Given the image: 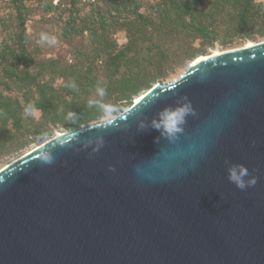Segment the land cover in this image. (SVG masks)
<instances>
[{"label": "water", "instance_id": "water-1", "mask_svg": "<svg viewBox=\"0 0 264 264\" xmlns=\"http://www.w3.org/2000/svg\"><path fill=\"white\" fill-rule=\"evenodd\" d=\"M141 95L0 169V264H264V41Z\"/></svg>", "mask_w": 264, "mask_h": 264}, {"label": "trees", "instance_id": "trees-1", "mask_svg": "<svg viewBox=\"0 0 264 264\" xmlns=\"http://www.w3.org/2000/svg\"><path fill=\"white\" fill-rule=\"evenodd\" d=\"M8 1L18 31L9 35L13 47L0 43V156L43 141L51 128L76 131L98 121L105 108L113 114L129 106L206 48L264 38V2L255 0H88L87 13H81L79 0H66L59 37H83L85 44L70 62L39 61L27 49L24 32L32 7L27 0ZM51 1L42 4L45 11L61 8ZM117 32L125 34L121 45ZM73 82L76 87H69ZM98 85L105 95L97 93ZM29 104L37 114L25 113Z\"/></svg>", "mask_w": 264, "mask_h": 264}, {"label": "rangeland", "instance_id": "rangeland-1", "mask_svg": "<svg viewBox=\"0 0 264 264\" xmlns=\"http://www.w3.org/2000/svg\"><path fill=\"white\" fill-rule=\"evenodd\" d=\"M50 0H27L26 4L32 7V13L28 15L25 24H24V32L26 36V47L35 60H45V59H58L70 62L72 56L75 52V49L80 45L85 44V39L83 37H77L70 40H64L59 37L60 27L63 23L64 15L62 18L59 17L60 13H64V8L66 0H52V4L61 3V8L57 9L56 12L53 11H45L42 4L44 2H48ZM256 2H264V0H255ZM89 1L88 0H79L80 7L82 8L81 13H87L89 10ZM8 0H0V43L3 40H6L7 43L13 47L14 44L11 42L9 35L15 31H18L14 17V10L9 6ZM41 34H47L49 37L56 38L55 45H49L47 42L41 43ZM115 40L119 45L123 44L126 40L124 32H117L114 35ZM264 41V38H258L255 40H243L237 41L230 47H221L218 44H215L214 47L206 48L205 52L199 56H211L216 53L226 51L229 49L242 47L247 45L248 43H256ZM195 47H199L198 42L194 44ZM196 58V57H195ZM193 60L187 61L182 66H176L172 71L168 73V75L163 78L161 81L155 84H168L176 79H178L187 69V67L192 63ZM62 84L61 79H57L55 82V86H60ZM154 84V85H155ZM153 86V85H152ZM151 86V87H152ZM147 91V90H146ZM145 92V91H144ZM142 92V93H144ZM141 93V94H142ZM134 102L132 99L131 104ZM130 104V105H131ZM129 105V106H130ZM128 105H122L120 108L115 111V113H105L100 119L96 122H92L91 125H95L101 122H105L107 120L113 119L116 115L126 110ZM52 132L49 136H47L43 141H37L33 143H29L24 149L20 150L17 153L0 156V169L4 168L8 164L12 163L15 159L24 155L25 153L31 151L32 149L40 146L45 141H48L52 138H55L58 134L67 133L68 131L62 127L51 128Z\"/></svg>", "mask_w": 264, "mask_h": 264}, {"label": "clouds", "instance_id": "clouds-1", "mask_svg": "<svg viewBox=\"0 0 264 264\" xmlns=\"http://www.w3.org/2000/svg\"><path fill=\"white\" fill-rule=\"evenodd\" d=\"M47 42L49 45L56 44L55 37H49L47 34H41V43ZM69 87L75 88V83H70ZM97 93L101 96L106 94V90L104 87L97 86ZM89 106H93V101L89 102ZM25 113L28 115H35L38 113V109H36L32 104H29L24 109ZM111 108H105V112H111ZM190 112V106H183L171 111H165L162 114V119L159 124L156 125V128H160L161 126L169 135H174L175 133L180 131V125L184 123V119L186 115ZM69 118L74 117V113H69ZM112 125V121L109 120L107 125H97L98 127H108ZM46 163H51L52 160L50 157H45ZM249 172L244 167L234 166L229 170V181L233 183L237 189L243 191L246 188L253 187L257 183V177L253 176L249 180H245L244 178L249 176Z\"/></svg>", "mask_w": 264, "mask_h": 264}, {"label": "bare ground", "instance_id": "bare-ground-1", "mask_svg": "<svg viewBox=\"0 0 264 264\" xmlns=\"http://www.w3.org/2000/svg\"><path fill=\"white\" fill-rule=\"evenodd\" d=\"M250 45H251V43H248L246 46H250ZM216 54H218V53H216ZM216 54H214V55H216ZM203 57H204V56H199L198 58L194 59V60L192 61V63H195V62H197V61L202 60ZM141 96H142V95H140L139 97H137V98L134 100V103H136V102L140 99ZM59 135H60V134H58L57 136H59Z\"/></svg>", "mask_w": 264, "mask_h": 264}]
</instances>
